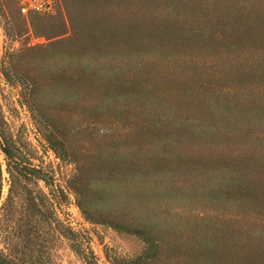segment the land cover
<instances>
[{"label": "rangeland", "instance_id": "374dc122", "mask_svg": "<svg viewBox=\"0 0 264 264\" xmlns=\"http://www.w3.org/2000/svg\"><path fill=\"white\" fill-rule=\"evenodd\" d=\"M126 22L137 25L133 42ZM89 25L101 29L96 43L81 31ZM74 30L65 43L105 45L115 35L112 55L125 62L116 73H134L146 87L123 85L93 118L51 102L49 128L70 151L63 161L5 69L11 63L19 82L33 86L36 106L50 104L80 62L55 43ZM256 32L264 36V0H58L53 14L26 15L18 0H0V145L7 140L40 165L48 182L39 186L73 232L46 237L41 264H264V57ZM132 46L139 50L130 65ZM4 156L0 150L3 168ZM109 162L119 167L110 171ZM77 166L96 222L70 187Z\"/></svg>", "mask_w": 264, "mask_h": 264}, {"label": "trees", "instance_id": "16d2710c", "mask_svg": "<svg viewBox=\"0 0 264 264\" xmlns=\"http://www.w3.org/2000/svg\"><path fill=\"white\" fill-rule=\"evenodd\" d=\"M69 21L73 25L70 16ZM126 24L129 25L127 31L129 32L128 35H132L133 42L137 35V25L134 22H126ZM81 31L84 36L93 40L94 43L103 38L100 27L96 25H89L88 28H83ZM246 32L254 33L250 30ZM75 33L74 30L69 39L55 42L56 44L69 45L73 57H76V59L78 57L81 58L76 68L65 73L67 77L65 82L67 83L66 92H59L57 96H49L50 104L45 100L42 103L39 102L38 106H36L34 104L33 86L23 81L19 82L20 80H18L19 78L13 71L11 63L8 62L10 66L5 69V75L11 83H21V93L35 120L47 128V130L43 131V135L48 145L63 161L68 159L70 151L64 141L49 128L52 122L47 111L53 105L51 102L66 104L69 107V111L77 115L91 111L86 115L93 118L94 114H92V111L99 110V105L108 102L111 96L115 95V90L120 89L123 85L135 89L146 87V84H144L146 80L137 78L134 73H129L124 78L116 73L125 62L122 55L117 54L115 57L112 55V49L119 45L115 41V35L110 39V44L103 45L99 43L93 46L88 41H80L76 45H70L69 43L75 39ZM255 34H257L256 38L260 35H258V32ZM258 42L260 45L256 46L255 50L262 58L264 57V36L259 37ZM138 50L139 48L135 49L132 46L131 51L126 53V63L133 65L132 58ZM260 74L263 75L264 71ZM259 91L264 94V88ZM46 97L48 98V96ZM249 104L250 100L246 99L244 106H249ZM0 135H2L1 130ZM3 147L7 155L3 158L5 168H3V162L0 158V263L41 264L39 247L45 242L46 237H51L52 232L68 237L67 235H73V232L58 218L49 194L44 192L39 186V180L48 182V178L43 174L40 165L38 166L32 162L33 157L17 156L12 144L7 140H5ZM117 167L119 166L110 162L107 165V169L110 171H112V168L115 169ZM78 170L77 166L76 172L70 179V187L74 192L77 206L83 216L89 221L96 222L98 220L89 210V205L92 203L90 199L88 200L84 189L78 186L76 182L80 173ZM4 172L8 175L9 186L6 196L1 200L3 182L5 180ZM108 223L115 228H119L112 221ZM131 232L144 234L141 230H132ZM144 239L149 245L147 252L151 251L153 243L148 240L149 238Z\"/></svg>", "mask_w": 264, "mask_h": 264}, {"label": "built area", "instance_id": "2783aa9c", "mask_svg": "<svg viewBox=\"0 0 264 264\" xmlns=\"http://www.w3.org/2000/svg\"><path fill=\"white\" fill-rule=\"evenodd\" d=\"M20 10L23 14L42 13L53 14L58 0H18Z\"/></svg>", "mask_w": 264, "mask_h": 264}, {"label": "water", "instance_id": "95a60500", "mask_svg": "<svg viewBox=\"0 0 264 264\" xmlns=\"http://www.w3.org/2000/svg\"><path fill=\"white\" fill-rule=\"evenodd\" d=\"M0 150L4 155H7V152L4 150V147L2 145H0Z\"/></svg>", "mask_w": 264, "mask_h": 264}]
</instances>
